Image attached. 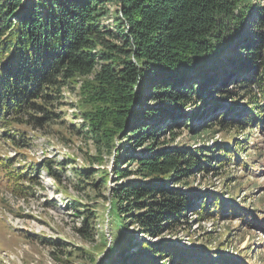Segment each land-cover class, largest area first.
Segmentation results:
<instances>
[{
    "label": "trees",
    "instance_id": "trees-1",
    "mask_svg": "<svg viewBox=\"0 0 264 264\" xmlns=\"http://www.w3.org/2000/svg\"><path fill=\"white\" fill-rule=\"evenodd\" d=\"M107 5H115L117 9L112 16V28H101L99 21L106 16ZM252 6L248 0H0V123H3L0 132L3 139L9 136L6 127L17 123L9 121L12 115L26 119L18 121L19 124L34 130L43 131L47 125H56L61 117L51 110L50 104L53 94L59 92L58 80L64 83L94 74L93 86L88 90L92 100L104 110L99 113V121L91 119L88 127L83 126L86 137L107 151L111 150L118 133H122L121 137L132 148L150 142L145 149L149 150L148 155L128 158L123 146L116 155L117 180L136 175L139 181L121 183L112 189L110 213L118 223H112L110 242L102 234L108 248L101 264H156L154 257L161 254H167L166 258L171 256L175 264L201 263L191 252L166 243L145 241L135 245L137 250L128 252L136 247L124 230L132 222L147 237H159L186 222L185 215L194 211L195 200L199 199L197 213L202 221L212 218L214 209L221 205L220 200L199 197L189 188H172L166 181H184L194 167L208 173L211 162L208 154L216 150L202 147L152 153L159 125L152 124L151 120H163L166 114L172 116L169 112L183 109L192 95H200L203 83L195 84L189 76L204 68L213 71L223 68L226 52L236 50L231 46L233 38L252 16ZM252 18L258 28H264V8L257 6ZM249 42L245 47L249 52L241 60L251 63L247 65L252 73L246 81L252 82L256 91L250 98L251 110L241 119L239 128L250 131L259 128L263 120V36L252 32ZM240 54L228 63H239ZM145 90L151 92L146 98ZM148 97L157 104L141 111ZM234 98L229 97L231 103ZM109 105L117 107L116 110L112 111ZM105 120L116 129L115 135L103 130ZM223 123L216 122L224 127ZM18 141L22 140L18 138ZM233 145L241 142L236 140ZM127 159L130 166H136L133 174L122 169ZM237 162L244 169L249 167L246 161ZM44 168L60 182L52 167ZM12 173L9 170L7 175ZM230 208L234 213L235 207ZM91 262H94L92 258Z\"/></svg>",
    "mask_w": 264,
    "mask_h": 264
},
{
    "label": "rangeland",
    "instance_id": "rangeland-1",
    "mask_svg": "<svg viewBox=\"0 0 264 264\" xmlns=\"http://www.w3.org/2000/svg\"><path fill=\"white\" fill-rule=\"evenodd\" d=\"M248 1L253 3L252 16L257 6L264 8V0ZM116 9L115 5L106 6V16L99 21L101 28H112ZM252 16L233 38L231 46L236 50L226 52L223 68L213 71L206 67L189 76L195 84L203 83L200 95H192L183 109L169 112L172 116L166 114L163 120H151L159 125L152 153L202 147L216 150L208 154V173L194 167L186 180L168 179L167 184L179 190L192 189L199 197L223 198L228 204L222 202L214 209L212 218L202 221L197 213V199L192 202L194 211L185 215L186 222L155 238L142 234L131 222L124 232L130 235L134 246L145 241L178 249L189 246L200 264H219L224 258L227 264H264V112L259 128H239L241 119L251 110L250 98L256 91V86L246 81L252 73L248 66L251 63L241 58L249 52L245 47L250 45L252 32L260 33L264 40V28H258ZM240 52L239 63H228ZM93 77L94 74L64 83L58 80L59 92L53 94L50 104L51 110L61 117L56 125L34 130L19 124L23 117L12 115L9 121L19 125L6 127V139L0 128V264H101L105 259L108 243L102 240V234L110 242L113 224L118 223L110 213L112 189L121 183L139 181L136 175L117 180L116 155L122 146L127 149L128 158L148 155L150 152L145 149L150 142L130 147L108 120L102 128L116 134L111 150L98 148L86 137L83 126L88 127L91 119L99 121V113L104 110L90 96L88 88L93 86ZM145 92V98L151 94L149 90ZM231 95L235 97L233 103ZM144 102L141 111L157 104L149 97ZM108 107L112 111L117 108ZM85 114H89L87 118ZM219 121L224 122V127L216 124ZM18 138L22 141L17 142ZM236 140L241 145L234 146ZM237 160L248 162L249 167L244 169ZM130 163L129 159L124 161L122 169L133 174L136 166ZM47 166L52 167L60 182L48 175L44 168ZM9 170L13 171L11 175H7ZM233 206L236 209L231 213ZM133 250L137 247L128 252ZM166 255L154 257L155 263L175 264Z\"/></svg>",
    "mask_w": 264,
    "mask_h": 264
},
{
    "label": "bare ground",
    "instance_id": "bare-ground-1",
    "mask_svg": "<svg viewBox=\"0 0 264 264\" xmlns=\"http://www.w3.org/2000/svg\"><path fill=\"white\" fill-rule=\"evenodd\" d=\"M243 246V245H242Z\"/></svg>",
    "mask_w": 264,
    "mask_h": 264
}]
</instances>
